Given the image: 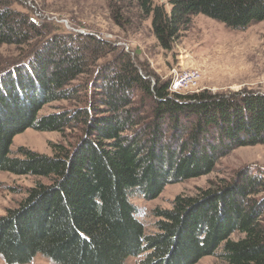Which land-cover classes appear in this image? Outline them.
I'll return each instance as SVG.
<instances>
[{"label":"trees","instance_id":"obj_1","mask_svg":"<svg viewBox=\"0 0 264 264\" xmlns=\"http://www.w3.org/2000/svg\"><path fill=\"white\" fill-rule=\"evenodd\" d=\"M167 1L170 12L153 0L128 1L140 18L152 16L151 30L165 49L192 14L232 28L264 20V0ZM16 2L0 0V46L18 52L0 65V170L49 182L28 188L0 215V258L26 264L40 254L56 264H126L141 256L137 264H194L217 255L224 264H264V169L257 165L154 209L153 233L128 198L134 188L155 198L168 183L210 173L235 147L264 144V91H170L123 47L39 23ZM124 2L107 0L120 25ZM62 100L79 105L39 114ZM29 127L78 134L73 146L53 144L51 155L24 147L9 155L13 137Z\"/></svg>","mask_w":264,"mask_h":264},{"label":"rangeland","instance_id":"obj_2","mask_svg":"<svg viewBox=\"0 0 264 264\" xmlns=\"http://www.w3.org/2000/svg\"><path fill=\"white\" fill-rule=\"evenodd\" d=\"M128 1L124 2V22L121 25L114 22L107 0H17L13 7L27 13L39 23L49 26L56 24L63 31L93 34L123 47L141 71L151 72L149 75L152 82L158 79L170 85L175 76L192 74L193 80L178 90L179 93L201 90L234 92L243 89L264 91V20L251 21L242 28H232L202 13L192 14L189 23L180 29L171 47L165 49L158 44L151 30L152 16L140 18ZM153 2L163 4L170 12L171 6L167 0ZM51 31V28L45 29L44 36L52 33ZM17 55L13 46H0V65L4 67L5 63L11 62ZM108 57L110 61L112 58ZM103 61L100 60V63ZM92 97L88 89L85 101H92ZM78 105L76 101H54L44 105L39 114ZM76 134L77 130L69 129L62 134L29 127L13 137L9 155L19 156L21 147L51 155L55 143L73 146ZM249 164L264 169V144L235 147L218 159L210 173L168 183L155 198H145L136 188L128 192V198L136 207L135 216L143 223L146 233H153L156 231L154 209L171 208L176 195L194 194L198 188L207 187L219 178H230L239 168ZM38 182L48 183L49 179L0 170V215L5 214L8 208L16 207L26 196L27 189ZM239 236L242 235L233 233L231 238ZM139 258L141 256L129 257L126 264H137ZM0 264L6 263L0 258ZM26 264L56 263L37 254ZM194 264L224 262L217 255H207Z\"/></svg>","mask_w":264,"mask_h":264},{"label":"built area","instance_id":"obj_3","mask_svg":"<svg viewBox=\"0 0 264 264\" xmlns=\"http://www.w3.org/2000/svg\"><path fill=\"white\" fill-rule=\"evenodd\" d=\"M192 80H193V75L189 73L187 74L185 73L180 76H175L174 78H172V81L169 85V90H172L173 92H178V90L187 86V84Z\"/></svg>","mask_w":264,"mask_h":264}]
</instances>
